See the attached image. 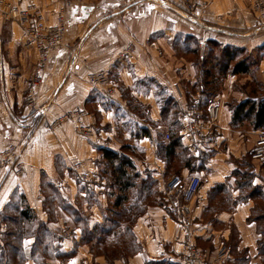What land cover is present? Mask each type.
<instances>
[{
    "label": "crops",
    "instance_id": "0c3cea01",
    "mask_svg": "<svg viewBox=\"0 0 264 264\" xmlns=\"http://www.w3.org/2000/svg\"><path fill=\"white\" fill-rule=\"evenodd\" d=\"M17 1L43 6L48 24L55 22L62 7L60 0ZM203 1L216 13L232 11V18L223 22L225 30L214 34L219 44L248 49L264 44V21L252 17L248 10L251 0ZM161 2L85 0L69 10L63 45L50 57L36 90L34 107L27 105L26 92L36 70V54L20 26L0 14V146L15 142L24 147L26 163L25 172L18 176L9 168H0V214L10 210L9 203L15 201L16 194L24 196L28 207L54 237V255L47 264H111L82 240L83 227L77 218H82L89 229L99 225L101 211L115 193V188L106 183L112 172L101 149L121 152L123 146L130 148L131 153L122 154L130 158L141 177L165 180L168 169L157 155V140L168 129L161 115L157 85L175 98L179 110L186 107L185 86L194 84L196 71L184 56L177 55L181 48L175 43L181 35L197 39L204 35L208 39L209 33L202 34L199 25L178 15V4ZM237 31L242 34H235ZM129 43L134 47L131 55L119 58L118 53ZM259 68L260 80H264V56ZM98 69L107 71L110 77L111 96L86 81V73ZM195 94L191 93V97ZM226 96L224 90L216 95L219 106ZM74 110L84 111L83 122L100 136V144L77 134L72 119L49 130L55 118ZM223 115L227 117L224 111ZM228 119L218 138L221 147H200L208 153L207 171L201 174L202 183L188 221L201 253L200 264H209L219 252L230 264L232 242L246 252L251 262L258 256L261 234L251 217L255 194L246 191L245 168L239 166L249 155L255 131H249L250 136L245 138L231 129V111ZM181 141L196 154L197 145ZM71 161L80 162L78 170L86 171L93 181L79 180L70 168ZM252 162V174L245 178L247 184L251 180L252 188L262 185L264 190V175H257L264 169ZM179 174L186 178L190 172L183 167ZM50 185L58 189L66 207L55 203L52 212L48 209L46 189ZM92 192L95 200H90ZM178 219L169 205L148 206L132 226L141 250L127 262L116 259L112 264H145L147 260L161 259L181 264L184 252ZM62 232L68 236H62ZM32 241L25 239V251ZM26 261L35 264L32 257H26Z\"/></svg>",
    "mask_w": 264,
    "mask_h": 264
},
{
    "label": "rangeland",
    "instance_id": "374dc122",
    "mask_svg": "<svg viewBox=\"0 0 264 264\" xmlns=\"http://www.w3.org/2000/svg\"><path fill=\"white\" fill-rule=\"evenodd\" d=\"M57 1L59 2V0H57ZM161 1L164 2V5H166V3L168 4L170 2H174V3L178 4V6H177L178 15H180L181 17L186 18V19L189 18L190 21H193L194 24L199 25V27H201L203 29L202 34H205L204 32L207 31V33H209L208 39H214V36H215L214 34L219 33L218 32L219 30H221V29L225 30L223 27L224 26L223 22L225 20H230V18H232V11L228 10L226 12L216 13L215 11L210 9L209 5H207V2L203 1V0H161ZM162 2H161V4H162ZM38 5L42 8V10L45 14V18H46V12L43 9V6H41L40 4H38ZM61 5H62V1H61ZM248 10L251 13L252 17L256 18L257 20L264 21V13H263L264 10H261L260 8L255 6L254 0H251V3H249ZM67 22H68V20H67ZM236 33L242 34V32H238V31L235 32V34ZM183 35H185V34H183ZM181 36H179V39H177V42L175 43L176 46H179V45L181 46V44L183 43L184 40H183V38H181ZM203 40H205L204 46H206L207 38H205L204 35H201L197 39V47H198L199 51L196 49V46H195V52L181 51V52H177V55L184 56L189 62H191L194 65L195 71H196V81L198 82L197 84H198V86H200L201 82H203L204 83V90L206 93L202 94L197 90H193L194 88L198 89L197 85L191 86L190 84H187V86H185L186 91L188 93L186 107L181 108L179 110L177 105H175V107L172 106L171 111H173L176 114L175 115L176 121H175V123H173V121H172L173 118H172L171 114L169 116V119L167 118L165 121V123L167 125V129H168L167 133H173L174 136H175V134L176 135L178 134L180 136V139L186 140L184 144L189 143L188 145H192V146L197 145V147H199L195 155H193L191 153V151L186 150V149H185L184 154H185V156H188V155L193 156L191 159V164H192L193 168H192V171H189L190 174L191 173H193V174L198 173L200 175L205 174L207 171L206 159H207V155H208V153H206L205 151H202L203 149H200V147L202 146L204 148H207V146H209V148H214V149H219L221 147V144H220L221 140H219L218 138H219V135L221 134L222 126L228 124V121H229L228 114H229V111H231L230 106H234L236 103L243 101L247 98L253 99L256 101L257 100H264V80H260V72H259L260 61L264 56V49H261V50L257 49L258 47H255L252 49L241 47V48H243V50L241 52H239L238 54H236V59L230 64V67H232L233 64L235 63V61H237V60H245L249 66L248 73H246V74L245 73L230 74L228 72L226 75H224L220 72L219 67L217 65H215L216 61H213L212 58L209 56L210 50H213L212 56H219V54H220V47L215 45V42L213 43L211 41V45H209L210 49L207 52V58L204 59V61H201L200 54H205V51H204L205 49H204V46H200L199 43ZM123 50H124V48L121 51H123ZM133 50H134V47H133ZM125 57H128V56L124 55L123 57H119V58H125ZM36 67H37V62H36ZM215 67H217V69ZM98 70H102L107 75L110 87H112L111 80H110V77H109L107 71H105L103 69H98ZM90 71H97V70H89L87 73H89ZM34 74H33V77H34ZM33 77H32V80H33ZM212 81H214V82H212ZM207 82H212V83L209 84ZM92 86H94V85H92ZM196 86H197V88H196ZM94 87H96V86H94ZM96 88H98V87H96ZM222 90H224V92L227 93V96L223 97V99L225 101L223 100L222 103H224V104L223 105L220 104V107H221L220 110L221 111H220L219 127L217 128L216 131H214V135H216L215 136L216 142L213 144H212V142H209V143L204 142L203 139L201 138V136L204 134V132L200 133L201 131H198L201 129L200 126H198V127L193 126L191 121L192 120L196 121L197 124H199V123L205 124V121L207 119V113H206L207 107L210 103L219 104L217 102V100H215V97L217 94L221 93ZM191 93H197V94H195L194 97H191ZM209 93H210V95H211V93L212 94L214 93L215 96H213L214 94L212 96H209L208 95ZM27 94H28V90L26 92V97H27ZM206 94H207V96H206ZM228 94H229V96H228ZM163 95H165V93H161V95H159V96L162 97ZM209 100H211V101L208 102ZM26 103H27V101H26ZM222 109H223L224 113L227 115L226 118L223 115ZM188 111H189V114H187V115L190 116L189 118H187L186 117L187 115H185V113H188ZM50 124H49V126H50ZM129 124H131V123H128V125ZM185 124H187V129L184 127ZM229 124H230V122H229ZM128 125H125L124 128H127ZM49 126H48V128L51 131L56 127L55 126L53 129H51ZM230 127L236 133L239 132L240 134L244 135L245 138L250 136L249 131L253 130L252 125H251V119H245V120H243L239 123H236L234 125L230 124ZM91 130H92V137L94 139L96 137L97 138L95 139L96 142L94 141V139H89V140H92L96 144H100L101 143L100 136L95 132V130L93 128H91ZM253 131H255V135H254L255 137H254V142H253L252 146H254V144L258 138L257 137L258 133H263L260 130H253ZM163 136L165 138V133L163 134ZM188 136H191L192 140H190L188 138ZM169 137H170V135H169ZM168 139L165 138V140H168ZM9 143H15V142H9ZM15 144L18 145L17 143H15ZM18 146L23 150L22 158H23L24 163H25L24 147H22L20 145H18ZM252 146H251V148H252ZM125 147H127V146H125ZM114 152H116V151H114ZM178 152H181V150L179 149ZM116 153H118V154L131 153V150H130V148L126 149L123 146V148H121V152L118 151ZM176 160H174L175 162L172 164V167L170 168V170H168L166 172L164 179H168L172 175L179 174V172L177 171L179 164L176 162ZM252 161H254L256 164L259 163V165L262 166L264 169V166H263L264 158L261 160L260 159L252 160L250 157V150H249V155L247 154V157L245 159H242V161L239 162V166L242 165V167L245 168V169H243V170H245V174H246L245 178L248 177V174L249 175L252 174V171H253V166H252L253 162ZM74 162H76V161H71L70 168L75 172V175L79 180L88 181V180H83L79 176V174H83V173L86 174L88 176V178H93L91 175H89L83 169H80V171L78 170L79 172H76L74 170V165H73ZM241 162H242V164H241ZM112 166H114V165H112ZM112 166L111 167L109 166V169H112L113 168ZM80 167H81V163H80ZM0 168H9L17 176L22 175L25 172V170H24V172L22 174H17L14 171V169L10 166H4V167H0ZM25 168H26V163H25ZM200 168H202V169H200ZM261 174L264 175V172L260 171L257 175L260 177ZM113 175H115V174L113 173L112 175H108L109 178H111V179H106V183L108 185L112 183ZM144 178L146 179L145 180V187H144V197H143L142 201L139 203L140 206L142 208L146 209L148 206L169 205L171 213H174V215L177 218L179 217L178 220H181L183 222V219H184L183 216L177 213V208L181 204V200H180L181 192H180V190L173 193V194L168 195L165 192V190L163 189V181H158V180L155 181L153 179H147L148 176H145ZM135 180L136 179H134V181ZM92 181H93V179H92ZM247 181L244 182L246 191L252 189L251 180H250L249 185L247 184ZM81 188H83V187H81ZM46 190H47L46 196L48 199V203L50 205V207L48 209L51 212H52V210H54L55 203H58L63 207L67 206L65 203H63L64 201L59 196V191L57 188H55V187L50 188V189L47 188ZM114 190H115V193H111L112 194L111 198L108 200L107 205L105 207H103V209L101 211L102 222L99 224L101 229H103V228H105L106 230L110 229L112 232H110V234L104 235V233L102 231L97 230V232H96L97 234L101 233L102 235L105 236V241L101 244H97V245L95 244L94 245V247H95L94 251L96 253H99V254H106L107 257H105V258L111 264L114 263V260H116V259H118V260L120 259L124 262H127L128 259L132 255H134V254L130 255L129 253L134 251L136 249L137 245H138V250L139 251L141 250V245L137 242L136 237L134 235H132L133 233L131 232V229H132L131 225L128 226V223H122V224L120 223L118 226H114V224H113V222H115V221H114L112 211H114L115 209H119L117 207H114L113 204L115 202L116 196L118 194H120V193H116L117 187H115ZM134 192H135V188H131L129 190H126V192L124 193V195L126 194V200L123 201L121 203V205L124 204V206H128L130 204V202H133L134 198H135ZM254 194H255L254 195L255 208H254V211L252 214L253 217H255L256 215H258L260 213H264V190H263L262 185L261 186H258V185L255 186V193ZM93 196H94V194L92 192L90 200L94 199ZM196 201H197V198L194 200V202H192L189 205V207H191V208L194 207L193 204H195ZM45 207H46V205H45ZM12 216H17V215H16V213H14V215L12 214ZM190 216L191 215L188 216V220H189ZM0 219H1L2 225H3V232L0 234V240H1V238L2 239L4 238L2 236H3V233L5 232V229L7 226H6L5 221L2 219L1 215H0ZM80 220L83 221L82 218H80ZM37 221H38V219H36V220L34 219L33 222L29 223L28 226H26L27 224H25L24 226H26V227L30 228V230H32L34 227L36 228ZM258 222L262 223L263 221L259 220ZM127 227H128V229H126ZM183 233H184V227L182 226L181 239H182ZM53 234H55V232H53ZM56 235L57 234H55V236ZM61 235L66 237V236H68V233L62 232ZM58 237L59 236H57L56 239H58ZM50 238H51V236L49 237V240H50ZM53 239H54V237H53ZM44 240H45V242L49 241L46 239H44ZM24 241H25V239L23 240V249H24L25 260L22 264H26V262H27L26 257H28V256L32 257L31 253H30L31 247H29V250L26 249V251H25ZM180 243H181V240H180ZM195 244H196V242H195ZM53 246L54 245H52V242L50 243V247L48 246L47 249H43L42 246H39L38 249L34 251V254H35L34 257L36 256V259L38 258V262L43 261L45 259V262L47 264V259H49L50 257H52L54 255L55 247H53ZM201 246H203V245H201ZM234 246H235L237 253L229 250L230 253L233 255V260L231 261L230 264H264V254L260 255L258 253L257 254L258 256H256L251 262V258L247 257L246 252L238 250L237 245H234ZM203 247H205V246H203ZM48 253H50V255L45 257V254L47 255ZM244 253H245V258H247V261L243 257H240V256H243ZM34 257H32V258L34 259ZM236 258H243L244 261L237 262ZM35 264H36V262H35Z\"/></svg>",
    "mask_w": 264,
    "mask_h": 264
},
{
    "label": "trees",
    "instance_id": "16d2710c",
    "mask_svg": "<svg viewBox=\"0 0 264 264\" xmlns=\"http://www.w3.org/2000/svg\"><path fill=\"white\" fill-rule=\"evenodd\" d=\"M181 38H183L184 40L180 46L181 51L195 52V46L196 49L198 50L196 36L186 35L184 37L182 36ZM211 41L213 43L215 42V45L220 47L219 56H212L213 50H210L209 56L212 58L213 61H216L215 65L219 67V70L222 74L226 75L228 72L230 74L248 73L249 66L245 60H237L235 61L233 66L230 67V64L236 59V54L241 52L243 48L233 45L222 46L214 39H207L206 46H204L205 49L204 51H206V49L207 52L209 51L210 49L209 45H211ZM257 49L260 50L264 49V44L258 46ZM207 52L205 54H200L201 61H204V59L207 58ZM215 68L217 69V67ZM212 82H207V83L210 84ZM197 83L198 82L195 81L193 85L198 86ZM157 87H158L157 89L159 90L158 93L159 95H161V93H165V95L161 97L162 118L166 121L167 118L169 119V116L171 114L173 118L172 121L173 123H175L176 114L173 111H171L172 110L171 107L172 106L175 107V105H177L175 98L172 95L168 94L161 85H157ZM193 90H197L202 94L206 93L204 90L203 82H201L200 86H198V89L194 88ZM213 94L211 93L210 95L209 93L208 95L212 96ZM213 96H215V94ZM210 101L211 100H209L208 102ZM230 108H231V120H230L231 125L239 123L245 119H251L252 129L260 130L261 132L264 133V100L256 101L247 98L243 101L236 103L234 106H230ZM133 110L138 112L134 107ZM169 135L170 137L168 140H165L164 136H162L163 138H158L157 155L163 161H165L168 170H170V168L172 167V164L175 162L174 160L177 159L176 162L179 164L177 168L178 172L183 167L187 168L189 171H192L193 166L191 164V159L193 156L191 155L185 156L184 154L185 149L186 150L188 149L185 146H183L180 136L178 134L177 135L175 134L174 136L173 133H169ZM179 149L181 150V152H178ZM101 151L103 152V155L107 160L106 166L109 168V166L111 167L112 165H114L112 166L113 167L112 169H109L111 170L112 174L113 173L115 174L112 177L113 180L111 185L113 188L117 187V193H120L116 196L115 202L113 204L114 207L119 208L112 211L115 221L113 222V224L114 226H118L120 223L121 224L128 223V226L131 225L132 228V226L136 221V218L142 215L143 212L145 211V209L142 208L139 203L142 201L144 197V187H145L146 179L141 177L139 173L135 171L132 161L128 156L124 154H118L112 150H107V149H101ZM263 166H264V162H263ZM177 175L181 176L180 174ZM134 179L136 180L134 181ZM147 179H153V178H151V176L148 175ZM243 181L246 182L247 179L244 178ZM50 188H53V186L50 185L49 189ZM131 188H135L134 201L130 202L128 206H124V204L121 205V203L126 200V194L124 195V193L126 192V190H129ZM254 193H255V187L250 190L249 194H254ZM8 208H10L9 211H5L4 213L0 214L7 226L2 236L4 238L3 239L1 238L0 240V264H22L25 260L24 249H23L24 239L26 238L33 239L31 243L30 253L31 256L34 257L35 255L34 251L37 250L39 246H42L43 249H47L48 246L50 247V243L52 242L53 238L49 230L47 229L46 224L40 222L39 220L37 221L36 228L34 227L32 230H30V228L26 227L29 225V223L33 222L34 219L36 220L37 217L26 204L25 198L22 194H16L15 201L9 203ZM14 213H16L17 216H12V214L14 215ZM251 217L254 220H256L258 223V231L261 234V239H259L257 243V250L258 253L262 255L264 254V224H263L264 213H260L255 217L253 216ZM77 218L78 220H80L79 217ZM259 220L263 222L259 223L258 222ZM79 222H81V225L83 227L82 240L89 245L92 251H94L95 249L94 247L95 244L96 245L101 244L105 241V236H104L105 234H110V232H112L110 229L107 230L105 228L101 229L99 225H96L92 229H89L84 221L80 220ZM25 224L27 225L24 226ZM126 229H128V227ZM97 230L102 231L104 235H102L101 233L97 234L96 233ZM131 232L133 233L132 229ZM132 235H134V233ZM50 236L51 238L49 240ZM44 239L49 241L45 242ZM234 245H235L234 242L231 243L229 249L230 251L237 253ZM138 251L139 250L137 245L136 249L129 254L130 255L135 254ZM48 255H50V253H48L47 255L45 254V257H47ZM103 255L107 257L106 254ZM240 257H243L247 261V258H245V253L243 254V256ZM243 258H236V261L237 262L244 261ZM34 259L36 264H46L45 259L39 262H38V258L36 259V256L34 257ZM225 262L226 261L224 260L222 264H224ZM145 264H179V263L170 260L161 259V260H147Z\"/></svg>",
    "mask_w": 264,
    "mask_h": 264
},
{
    "label": "built area",
    "instance_id": "2783aa9c",
    "mask_svg": "<svg viewBox=\"0 0 264 264\" xmlns=\"http://www.w3.org/2000/svg\"><path fill=\"white\" fill-rule=\"evenodd\" d=\"M62 7L56 15L54 23L47 24L45 14L42 8L33 2L21 4L17 0H0V14L5 18L15 21L21 28L23 34L30 42L37 56V67L32 80V84L28 89L26 97L27 105L33 107L35 105L36 90L41 83L46 72L50 56L63 45V38L67 27V14L69 10L81 5L84 0H61ZM255 6L264 10V0H254ZM264 13V12H263ZM200 46L205 45V40L201 41ZM133 50V44H128L123 51L118 53V57L130 56ZM86 81L104 91L108 96H111L113 89L110 87L107 75L102 70L90 71L86 74ZM220 106L216 103H210L207 107V119L205 124H197L196 121H191L193 126H200V133L204 142L215 143L214 131L219 127ZM189 114L185 113V115ZM83 110H74L67 112L61 117L55 118L50 124L53 129L63 120L72 119L74 121V130L77 134L84 138L94 139L92 137L91 127L83 122ZM187 118L190 116L187 115ZM187 129V124L184 126ZM257 140L250 149V157L254 159L264 158V134L258 133ZM97 138V137H96ZM95 138V139H96ZM165 138H169V133L165 132ZM192 140L191 136H188ZM94 139V141H95ZM96 142V141H95ZM23 150L15 143H8L0 146V167L10 166L17 174H22L25 170V163L22 158ZM74 170L79 172V162H74ZM79 174V173H78ZM83 180L92 181L93 178H88L86 174H79ZM202 178L198 173H191L186 178L179 175H172L170 178L163 181V189L169 194H173L180 190L181 204L177 208V213L183 216L182 226L184 233L181 239L182 250L184 256L181 259V264H200L201 253L195 244L194 234L189 228L188 216L191 213L189 205L195 200L198 195ZM3 232V225L0 219V234ZM223 254L218 253L209 264H222ZM203 264H208L207 262Z\"/></svg>",
    "mask_w": 264,
    "mask_h": 264
}]
</instances>
